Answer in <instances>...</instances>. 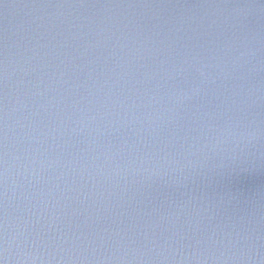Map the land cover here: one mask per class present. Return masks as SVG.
Segmentation results:
<instances>
[{
    "label": "water",
    "instance_id": "95a60500",
    "mask_svg": "<svg viewBox=\"0 0 264 264\" xmlns=\"http://www.w3.org/2000/svg\"><path fill=\"white\" fill-rule=\"evenodd\" d=\"M0 264H264V0H0Z\"/></svg>",
    "mask_w": 264,
    "mask_h": 264
}]
</instances>
